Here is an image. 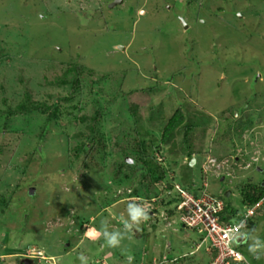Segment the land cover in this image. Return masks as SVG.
<instances>
[{
  "label": "rangeland",
  "instance_id": "rangeland-1",
  "mask_svg": "<svg viewBox=\"0 0 264 264\" xmlns=\"http://www.w3.org/2000/svg\"><path fill=\"white\" fill-rule=\"evenodd\" d=\"M112 1L0 0V264H80L81 253L88 264H206L210 242L182 225L166 185L205 188L244 215L241 187L264 182V0ZM178 109L186 120L165 140ZM93 124L106 147L78 149ZM118 134L144 140L164 170L158 198L113 178ZM133 201L149 219L131 239L109 248L85 235L105 219L123 231ZM253 221L242 232L264 240V209ZM231 247L242 259L224 264H264L243 241Z\"/></svg>",
  "mask_w": 264,
  "mask_h": 264
},
{
  "label": "trees",
  "instance_id": "trees-1",
  "mask_svg": "<svg viewBox=\"0 0 264 264\" xmlns=\"http://www.w3.org/2000/svg\"><path fill=\"white\" fill-rule=\"evenodd\" d=\"M76 72L81 75V68L75 67ZM74 86L78 83V78L74 80ZM18 109L27 112L31 111L30 104H20ZM7 115L10 116L15 110L7 109ZM18 111V110H17ZM98 116H95L94 123L97 124ZM186 120V116L182 110H176V112L168 119L164 130L163 138L166 140L183 122ZM95 124L90 125L83 133H80L85 137L84 142H80L76 147L83 151H89L96 144L100 147L105 148L106 142L103 135L96 130ZM138 133V132H137ZM137 138V136H136ZM114 144L117 146L116 153L119 154L117 160L112 163V171L114 173L113 178L121 179L124 178L126 181H130L132 187L133 196L142 197L146 200H152L153 198H158L160 194L161 187L158 188L159 182L163 181L165 178V172L159 166V163L152 156V153L148 151V147L144 140L134 139L127 140L123 134H118L114 136ZM91 164V165H90ZM96 161L94 158L87 154L85 158L84 167L88 169L89 167L95 166ZM121 175V176H120ZM174 183L170 182L166 185L168 192H171L174 188ZM187 190L195 195H199L201 191L194 184L189 186H184ZM199 190V191H198ZM240 194L242 197V202L244 206L248 207L255 204L261 197L264 196V185L263 182H247L240 189ZM221 198V197H220ZM157 200V199H156ZM155 200V201H156ZM175 201L176 198L174 199ZM159 201V200H158ZM157 201V202H158ZM159 203V202H158ZM174 211L170 210V215ZM223 219H234L237 218L238 213L232 209L228 204L221 215ZM254 221L250 219L247 223L246 228H253Z\"/></svg>",
  "mask_w": 264,
  "mask_h": 264
},
{
  "label": "built area",
  "instance_id": "built-area-1",
  "mask_svg": "<svg viewBox=\"0 0 264 264\" xmlns=\"http://www.w3.org/2000/svg\"><path fill=\"white\" fill-rule=\"evenodd\" d=\"M177 192L176 211L183 226L195 229L203 234V240L209 241L211 248L216 251L215 257L208 264H224L228 258L240 261L241 254L231 247L234 227L243 221L240 232L246 228L248 221L256 215L259 209H264V196L255 204L248 206L244 215L234 219H223L226 207L224 200L210 194L203 188L195 195L179 184L174 185ZM239 254V255H238Z\"/></svg>",
  "mask_w": 264,
  "mask_h": 264
},
{
  "label": "clouds",
  "instance_id": "clouds-1",
  "mask_svg": "<svg viewBox=\"0 0 264 264\" xmlns=\"http://www.w3.org/2000/svg\"><path fill=\"white\" fill-rule=\"evenodd\" d=\"M173 185H175V183ZM173 190L169 192V195H171ZM127 213V219L121 217L123 223V231H109L108 221L105 219L101 221V230L93 229L87 231L85 235L95 239L97 235L102 234V237L105 241V245L103 246H107L109 248L119 247L121 245V242L125 238L131 239V236L129 234L132 233L134 229L139 230L140 224L146 222L149 219L148 209L142 203H137L135 201L128 204ZM243 223L244 222L241 221L234 227L231 238L237 242L243 241L245 244H247L248 252L252 254L256 259H261V253H264V240H261L258 236L253 234L255 230H252L250 232H240L239 229L243 226ZM250 238L254 241V243H248ZM202 241H204L203 238ZM258 249H261L262 251H258ZM214 257L215 255L213 256V258ZM78 259L80 260V264H88L87 258L83 253L79 255ZM126 259L127 264H133L134 256L127 255Z\"/></svg>",
  "mask_w": 264,
  "mask_h": 264
},
{
  "label": "crops",
  "instance_id": "crops-1",
  "mask_svg": "<svg viewBox=\"0 0 264 264\" xmlns=\"http://www.w3.org/2000/svg\"><path fill=\"white\" fill-rule=\"evenodd\" d=\"M170 216H172V215H169V217ZM169 217H168V219H169ZM167 224H168V226L170 225V223L169 222H167ZM205 241H202L201 243H204ZM201 243H198V244H196V248H195V251H197V250H199L200 248H201ZM212 248H211V246L210 247H207L206 249H205V252L209 255V261H208V263L212 260ZM215 250H213V252H214ZM165 256H167V255H163V257H161V261L162 262H164V258H165ZM168 257H170V259H169V263H173V264H176L177 262L176 261H178L179 259H180V256H170V255H168ZM183 257H185V255H182V258ZM152 260L154 261L152 264H157V259L155 260V258H152ZM174 260V261H173ZM160 261V262H161ZM156 262V263H155ZM208 263H206V264H208ZM187 264H192V263H187Z\"/></svg>",
  "mask_w": 264,
  "mask_h": 264
},
{
  "label": "water",
  "instance_id": "water-1",
  "mask_svg": "<svg viewBox=\"0 0 264 264\" xmlns=\"http://www.w3.org/2000/svg\"><path fill=\"white\" fill-rule=\"evenodd\" d=\"M123 2V0H113L112 2H111V4L109 5V7L110 8H115L117 5H119V4H121ZM183 21V20H182ZM184 23V22H183ZM184 27H186V25H185V23H184ZM120 49L121 50H123L124 49V47H120ZM195 162V159L194 158H190L189 160H188V164L191 166V165H193V163ZM263 185H264V182H263ZM30 191H34V189H30ZM230 195V191H226L225 192V196L227 197V196H229ZM22 264H31V261L30 260H28V259H24L23 261H22Z\"/></svg>",
  "mask_w": 264,
  "mask_h": 264
},
{
  "label": "flooded vegetation",
  "instance_id": "flooded-vegetation-1",
  "mask_svg": "<svg viewBox=\"0 0 264 264\" xmlns=\"http://www.w3.org/2000/svg\"><path fill=\"white\" fill-rule=\"evenodd\" d=\"M24 260V259H23ZM22 260V261H23ZM30 261H31V264H33V260L32 259H29ZM19 264H22V262L20 261V263Z\"/></svg>",
  "mask_w": 264,
  "mask_h": 264
}]
</instances>
